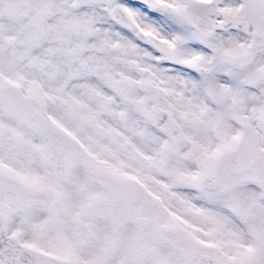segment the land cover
<instances>
[{"label":"snow or ice","instance_id":"6c2138e0","mask_svg":"<svg viewBox=\"0 0 264 264\" xmlns=\"http://www.w3.org/2000/svg\"><path fill=\"white\" fill-rule=\"evenodd\" d=\"M0 264H264V0H0Z\"/></svg>","mask_w":264,"mask_h":264}]
</instances>
